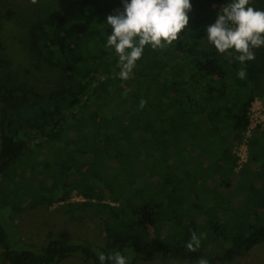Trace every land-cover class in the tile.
<instances>
[{"label": "trees", "instance_id": "1", "mask_svg": "<svg viewBox=\"0 0 264 264\" xmlns=\"http://www.w3.org/2000/svg\"><path fill=\"white\" fill-rule=\"evenodd\" d=\"M101 1L30 0L18 21V0H0V213L63 203L106 225L104 246L55 237L38 250L19 235L13 247L0 216L2 262L98 264L119 252L130 264H235L264 245V129L246 138L264 59L242 66L214 49L205 29L226 0H191L180 38L145 47L122 79L106 23L121 4ZM45 68L58 78L42 92ZM72 193L84 202L68 203Z\"/></svg>", "mask_w": 264, "mask_h": 264}, {"label": "clouds", "instance_id": "2", "mask_svg": "<svg viewBox=\"0 0 264 264\" xmlns=\"http://www.w3.org/2000/svg\"><path fill=\"white\" fill-rule=\"evenodd\" d=\"M121 8L108 15L111 32L107 46L118 56L120 77L127 79L145 47L163 48L177 41L189 24L191 0H120ZM206 41L219 53H231L242 66L255 59L264 48V10L251 6V0H226L215 21L205 29ZM243 68L238 72L244 78ZM201 237L192 233L186 247L195 251ZM98 264H130L127 256L99 253ZM199 264H207L201 259Z\"/></svg>", "mask_w": 264, "mask_h": 264}, {"label": "rangeland", "instance_id": "3", "mask_svg": "<svg viewBox=\"0 0 264 264\" xmlns=\"http://www.w3.org/2000/svg\"><path fill=\"white\" fill-rule=\"evenodd\" d=\"M30 0H18L16 18L21 21L22 18H26L28 13V5ZM120 0H102L101 6L107 7L112 5L114 9L118 8L121 4ZM251 6L258 10H264V0H251ZM14 50V49H13ZM255 51L256 60L258 58L264 59V48H260ZM18 52V51H16ZM14 54H19L20 52ZM259 61V60H258ZM260 62V63H261ZM58 73L54 70L43 69L38 74L39 89L42 92L54 90L56 88ZM264 82V81H263ZM262 82V83H263ZM262 96H258L257 100L261 106L259 112L264 114V83L262 87ZM258 107V106H257ZM255 112V114L258 113ZM264 129V126L262 127ZM250 134L246 135V138ZM245 140L236 144L233 148V155L236 159V163L243 161L248 155L246 149L247 141ZM180 161V164H182ZM84 199L72 193L68 203H81ZM111 205H115L111 201H107ZM66 204L56 203L53 205H43L35 209H26L15 215H9L8 212L0 213L2 223L9 235V241L13 247H17V240L27 245H33L36 249H44L49 239L59 237L65 238L68 241H87L98 246H104L106 243V225L104 220L95 215V213H89L86 216L76 215L73 218L66 209ZM14 222V223H13ZM0 264H4L0 257ZM59 264H86L80 258L69 257L60 262ZM135 264H189L183 261L172 259H157L152 262L137 261ZM235 264H264V245H260L245 256L235 260Z\"/></svg>", "mask_w": 264, "mask_h": 264}, {"label": "built area", "instance_id": "4", "mask_svg": "<svg viewBox=\"0 0 264 264\" xmlns=\"http://www.w3.org/2000/svg\"><path fill=\"white\" fill-rule=\"evenodd\" d=\"M260 106L261 104L257 100H255L251 105V108L248 114L249 115V127H248L247 134H250V132L257 127L262 128L264 126V114H261V112L258 111ZM257 111L258 113L255 114V112ZM262 111L264 112V109H262ZM246 149H247V146H246ZM247 159H248V155L245 159H243V161L238 162L237 169H239L243 164H245L247 162Z\"/></svg>", "mask_w": 264, "mask_h": 264}]
</instances>
